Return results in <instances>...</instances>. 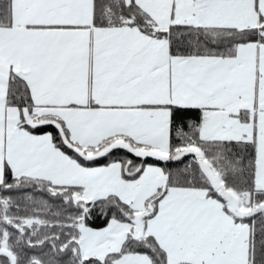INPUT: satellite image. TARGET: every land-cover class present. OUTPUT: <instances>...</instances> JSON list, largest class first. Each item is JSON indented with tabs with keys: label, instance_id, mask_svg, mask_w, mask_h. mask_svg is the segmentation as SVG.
Returning a JSON list of instances; mask_svg holds the SVG:
<instances>
[{
	"label": "snow or ice",
	"instance_id": "snow-or-ice-1",
	"mask_svg": "<svg viewBox=\"0 0 264 264\" xmlns=\"http://www.w3.org/2000/svg\"><path fill=\"white\" fill-rule=\"evenodd\" d=\"M0 264H264V0H0Z\"/></svg>",
	"mask_w": 264,
	"mask_h": 264
}]
</instances>
